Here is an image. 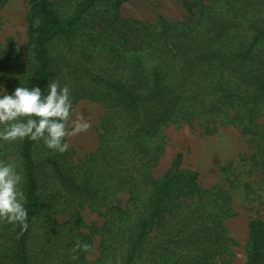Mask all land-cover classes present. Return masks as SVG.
Wrapping results in <instances>:
<instances>
[{"label": "trees", "instance_id": "1", "mask_svg": "<svg viewBox=\"0 0 264 264\" xmlns=\"http://www.w3.org/2000/svg\"><path fill=\"white\" fill-rule=\"evenodd\" d=\"M126 1L28 0L25 49L0 46V85L9 92L24 58H31L34 85L46 91L54 79L68 84L74 104H105L112 127L80 167L42 141L0 145V159L22 164L29 213L27 230L0 223V264H86L94 232L103 237L104 264H217L230 256V196L201 187L197 172L180 167L181 154L160 178L152 170L170 124L197 121L207 134L217 125L255 124L264 106V0H196L186 3L187 20L159 17L155 24L123 17ZM66 5L70 12L62 11ZM56 39L71 40L81 67L65 72L54 63L49 45ZM123 191L134 204L149 194L127 235L131 210L113 203ZM85 204L106 208L113 220L83 233ZM61 213L66 220L58 219ZM249 244L246 264H264L262 220L250 222Z\"/></svg>", "mask_w": 264, "mask_h": 264}, {"label": "rangeland", "instance_id": "2", "mask_svg": "<svg viewBox=\"0 0 264 264\" xmlns=\"http://www.w3.org/2000/svg\"><path fill=\"white\" fill-rule=\"evenodd\" d=\"M195 1L128 0L122 5L121 15L150 24L157 23L159 17L178 23L189 17L186 3ZM28 10V0L5 1L0 10V46H7L11 42L17 49H25L28 42ZM71 10L72 7L66 5L62 11ZM71 48V40L64 39H56L49 45V53L54 63L58 67L63 66L65 72L81 67ZM69 76L66 74L65 77ZM34 81L32 60L26 57L19 72L17 86L21 82L31 87ZM74 107L91 124L86 132L66 138L67 160L71 166L80 167L97 152L102 139L109 136L108 128L112 127L106 122L109 112L105 104L81 99ZM163 135L166 147L157 167L152 170L153 178L158 179L165 174L175 158L181 154L180 167L197 172L201 187L223 189L232 200L231 211L225 218L231 251L225 263L219 261L217 264H246L250 253L249 224L254 219L264 223V106L259 109L258 118L251 129L228 123L217 125L215 133L207 134L204 127L195 121L192 124H170L163 129ZM12 144L16 145V142ZM126 167L133 175L136 174V178L139 177V171H136L137 168L132 165L131 160L128 159ZM52 185L51 183L50 186ZM149 189L150 187L146 188L147 191ZM148 198L149 194L143 196V202L134 204L127 191L116 194L113 203L131 210V217L124 222L125 235L133 227ZM81 214L86 225L82 231L86 234L92 228L100 229L107 221L113 220L106 208L91 204L83 205ZM58 219L64 221L66 216L61 213ZM92 239L93 247L86 257V264H104L100 262L103 257L102 234L94 232Z\"/></svg>", "mask_w": 264, "mask_h": 264}, {"label": "clouds", "instance_id": "3", "mask_svg": "<svg viewBox=\"0 0 264 264\" xmlns=\"http://www.w3.org/2000/svg\"><path fill=\"white\" fill-rule=\"evenodd\" d=\"M91 124L77 112L68 84L52 80L47 90L40 85L20 84L14 90L0 85V145L25 139L63 153L67 137L86 132ZM25 175L19 159H0V223L29 226ZM76 248L88 251L91 245L77 242Z\"/></svg>", "mask_w": 264, "mask_h": 264}]
</instances>
